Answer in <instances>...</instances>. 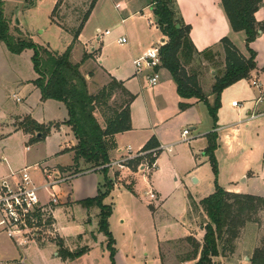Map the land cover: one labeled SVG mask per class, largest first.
I'll list each match as a JSON object with an SVG mask.
<instances>
[{
    "label": "crops",
    "instance_id": "crops-1",
    "mask_svg": "<svg viewBox=\"0 0 264 264\" xmlns=\"http://www.w3.org/2000/svg\"><path fill=\"white\" fill-rule=\"evenodd\" d=\"M6 1L7 0L3 1V13L6 20L11 21V24H9V32L13 35L17 34L18 36L19 32L25 35L28 34L22 27L23 25H21L20 21H18V18L24 12L33 10L35 7H38V5H34L32 1L29 5L23 4L19 8L17 6L6 11ZM35 1L39 2V0ZM51 1L54 9V6L59 0ZM136 2V9L132 13L129 11V16L126 19L138 18L142 20L144 26L141 28L146 34L143 36L139 35V37L137 36L134 39L136 33H131L126 30L131 33L133 37L130 44H128V42L124 43L128 44L125 56L114 55V51L109 50L108 45H104V42L102 43L103 39L101 36H103V34L100 33L98 28L94 30L96 34H94V32L92 34L94 41H97L95 46H98V48L91 45L93 37H89L87 40L82 38L84 30L95 13L98 4L97 0L76 42L72 45L71 61L74 64H81L82 60H79L80 50L88 48L92 54L91 57H88V60L93 64L95 63L98 67V72L100 74L97 72L95 76L98 77L99 81L105 83L108 80L111 81L114 79L121 83L128 93L134 96L130 104L131 130L106 138L109 157L108 164L116 163L126 157L128 155L126 152L128 149H130L132 154L144 151V146L151 139H153L152 149L159 148L160 150L154 159V167L151 169H147L146 166L143 165V163L145 164L148 162L145 156V159L136 158L127 162L131 163L130 166L124 163V167L121 169L116 166H104L95 170L91 169L86 171H101L102 168H105L107 171V179L111 181L112 188L118 191L126 190L134 194L133 189L137 186V183L142 182V184H145L148 189H145L143 192V200L145 202V207L149 211L151 227L156 232L157 254H155L154 261L156 264H194L196 260L186 261L188 256L187 253V255H178L174 250L177 246L181 245L180 242L184 243L189 248V244L185 241L188 237L195 239L199 244L202 243L204 230L202 224L198 222L196 214L202 213V218L205 220L206 216L201 210H197V208L195 211H192L190 202L193 201L195 205H198L199 202L206 197H193L187 192V185L184 184L183 187L180 185L177 189L180 191V197L173 205H169L167 204V199L169 198L159 193L158 190H155L152 186H156L154 174L160 177L166 171L167 164L165 168L159 167L161 153L166 151L170 152L172 147L188 143L187 141H189L188 144L190 145L188 161L189 165L191 164L190 167L193 169L189 174L196 173L200 167L206 165V163L208 164V157L204 153L208 145L207 137L210 134H215L216 149L214 151V157L218 165V178L220 179L219 187L228 193L250 195L264 199V31L259 32L258 37L249 45L250 49L255 53L256 69L252 71L247 78L236 82L222 91L220 95V108L217 112V121L214 124L208 113L207 105L204 102H199L194 99L182 100L177 95L176 85L168 71L165 69H154L153 71L143 69L140 72H136L134 67L135 60L143 56L150 48L154 46L160 47L167 42V38L163 36L158 29L156 19L153 15L154 7L151 1L136 0ZM60 8H62V6L59 7V9ZM174 9L176 15L183 23L190 27L189 38L195 50L198 53L206 50H212L213 52V59L209 61L196 59L199 65H211L220 55L224 66V53L220 43L223 38H227L244 57H248L245 35L243 32L232 31L220 0H174ZM52 11L49 16L50 24L68 34L71 37V43L69 44L71 45V33L64 30L62 26H60L61 23L51 16ZM116 12L118 13L117 10ZM254 17L258 23L264 26V0ZM126 19L121 18L120 22L123 23ZM131 30L134 31L133 29ZM97 34L100 35L99 38ZM122 38L123 37H118L115 41L119 47L124 45L119 42ZM44 47L53 51L49 46ZM192 64L189 65V67H192ZM80 70H82V64ZM155 72L159 75V82L153 87L149 85L148 78ZM217 72L218 69L216 68L209 71V84L205 87L202 85L205 76L201 74L198 75L199 86L202 92L207 96V102L210 105L213 102L211 88L215 82V75ZM253 82H255L256 85H253ZM159 84L161 85L159 86ZM33 88L38 92L40 98L39 90L34 85ZM149 89H153L151 94H148ZM181 102L187 103L188 106L181 110L179 108ZM16 103H21V100ZM251 115H255V117L250 119L249 117ZM25 117H30L40 125H51L55 130H63L62 123H44L40 119H34L30 113H26ZM14 119L20 121L21 118L15 116ZM9 120H13V118L0 119V121L6 123H8ZM7 127L4 125L3 128L9 131ZM69 129L71 130L70 127ZM185 129H188L189 133L187 136L183 137L182 132ZM10 130H12V133L21 132V130ZM8 135L9 134H5L0 137V139ZM185 139H187V141H183ZM76 143L77 141L74 138L73 141L66 143L65 146L61 148L60 153H69L73 156V152L70 151V149L73 148ZM26 148H28V150ZM25 151H30V148L26 146ZM2 159L5 160V158ZM2 159L1 162L5 168L0 172V176L7 174L9 168L20 169L12 168L8 162H4ZM139 160H141L142 163ZM34 165H36V163L23 167H32ZM72 165L73 163L66 166H57L56 169L62 170L64 168L63 170H65V168H69ZM135 165L138 166L135 167ZM48 168L50 167L48 166ZM167 171L173 173L169 168ZM31 176L37 184L41 185L43 183L39 171H31ZM196 178H191L194 184L200 181L197 173ZM64 185L69 184L64 183L57 187L61 188ZM149 191L154 194V199L149 198L147 194ZM214 191L211 194H213ZM56 194L59 199V204L54 207L52 225L54 232L59 236L58 241H60L59 243L62 245V248L70 253L81 250H84L85 253L74 260H63L58 256V248L52 242L45 245H30L32 249H26L24 252L13 246L20 251V256L15 260L1 264H20L23 253L26 257V264H43L39 256L44 253L55 257V259L58 260L56 264H79L80 261H83L85 257L88 256L90 245H93L96 241L97 215L99 211L94 209L93 206H90L91 208L87 207L86 219L83 223H78L76 222L74 212L76 207H78V203L81 204V201L85 200L73 199L70 192H68L67 195L62 192ZM106 205L109 206L110 203L107 202ZM234 252L235 251L231 254L227 253L225 257H217L213 260L216 263L236 264L235 262L239 261L237 258L235 259ZM244 264H249V262L247 261Z\"/></svg>",
    "mask_w": 264,
    "mask_h": 264
},
{
    "label": "rangeland",
    "instance_id": "rangeland-1",
    "mask_svg": "<svg viewBox=\"0 0 264 264\" xmlns=\"http://www.w3.org/2000/svg\"><path fill=\"white\" fill-rule=\"evenodd\" d=\"M32 1L38 7L24 12L18 18L24 30L28 33L26 34L27 36L22 32L18 33L19 36L9 33L15 38L29 39L36 46H49L53 51L63 53L71 43V37L61 29L50 24L49 16L53 9L51 0H39V2L35 0H7L5 2V10L8 11V9L17 6L19 8L23 4L29 5ZM90 2L91 0H60L53 17L61 23L60 26L64 30L72 33L79 26L81 19L89 8ZM136 5V0H98L95 13L84 30L82 38L87 40L89 37H93V32L96 34L94 31L95 28H98L100 33L103 34L101 36L103 39L102 43L104 42V45L107 44L109 50L114 51V55L125 56L128 44L131 43L133 37L131 33H136L134 39L137 36L139 37V35L143 36L146 34L141 28L144 26L142 20L138 18L126 19L129 16V11L131 13L134 12L137 7ZM61 6L62 8L59 9ZM153 7L155 6L153 5ZM121 18L126 20L122 23L120 22ZM9 24H11V21H8ZM104 31H108V35H104ZM118 37H123L128 44L119 47L115 43ZM92 39L91 45L95 46L97 41H94V37ZM95 47L98 48V46ZM80 51V61L86 56H92L88 48ZM33 54L32 49H25L19 54H12L3 43H0V119L13 118V120L8 121L10 127L8 123L0 121V137L9 134L7 137L0 139V172L5 168L1 162L2 158H5L2 161L8 162L12 168H21L36 163L42 167L49 166L50 168L56 169L57 166H66L73 163V156L71 154L60 153L61 148L74 139L72 131L64 124L67 120V110L62 103L57 101L42 102L40 100L38 92L33 88V81L37 76L32 63ZM81 64L82 70L80 72L85 77L87 89L90 94H97L100 90L108 86L110 80L105 83L100 82L98 77L95 76L98 72V67L95 63L93 64L88 58H85L84 61H81ZM192 65V67L186 68L187 71L189 72L190 69H193L198 75H204L205 79L202 82L204 87L209 84L208 78L210 77L209 71L211 69H218L215 77L219 76L224 70L220 55L211 65H199V62H196V60ZM98 74L100 73L98 72ZM152 91L153 89H149L148 94H151ZM13 95L18 97L21 103H16L12 97ZM126 100L127 98L122 91L118 88L115 89L111 96L103 102L105 104H100L95 110L94 114L98 123L103 126L104 120L112 115L114 109H119L123 101ZM26 113H30L34 119H40L44 123H62L63 130H55L51 125H46V127H50V130L42 139H36L34 134H24L20 129L19 123L23 121ZM15 116L20 117V121L14 119ZM4 125L6 127L8 126L9 131L3 128ZM10 129H15L16 131L21 130V132L12 133ZM187 142L189 143V141ZM188 143L172 147L170 152L166 151L161 153L159 167L165 168L167 164L166 171L160 177L154 174L156 186H152L159 193L169 198L167 199V204L169 205H173L180 197V191L177 190L180 185L183 187L186 184L188 188L187 192L193 197H208L215 190L216 185L220 186L218 165L217 175L215 176L209 161L208 164L206 163V165L196 171L200 181L196 184L193 183L194 181H191V178H196V173L189 174L193 169L190 167L191 164L189 165L188 161V152L190 151V145ZM26 146L30 148V151H25ZM126 152L128 153V151ZM158 152L156 151L155 154L150 153L145 155L148 162L143 163V165L146 168H153L154 160L152 159H155ZM145 156L144 158H140L145 159ZM139 161L142 163L141 160ZM125 164L129 165L127 162ZM137 166L135 165V167ZM168 168L173 173L167 171ZM69 169L70 167L65 168L66 171H70ZM68 184L61 188L55 187L54 192H62L65 195L70 192L71 197L75 200L93 199L97 196L98 192L104 191V174L102 171L80 172ZM145 189H148V187L142 184V182L137 183V186L134 187V194L131 191H118L115 188L110 189L108 195L103 199V205L109 202V206L111 207V215L107 222L108 230L113 239L112 247L114 253L111 254L108 249L107 238L98 230L97 222L96 241L93 245H90L88 256L83 261H80L79 264H156L154 261L155 254H157L156 232L151 227L149 211L145 207L143 200V192ZM93 207L99 211L97 206L94 205ZM88 208L91 207L89 206ZM86 209L87 207L78 203V207H76L74 212L76 222H84L87 215ZM196 216L198 222L201 224H203L202 222H206L202 218V213H198ZM48 229V233L41 238L42 240L40 239V242L38 241L37 245H45L52 242L59 248L58 245H61L59 243L60 241H58L59 236L54 232L53 225H49ZM263 238L264 208H261L251 216V221L246 223L240 230V235L233 244L235 259L237 258L239 261L235 263L244 264L247 262L246 257L248 258L254 249L262 246ZM180 244L174 250L175 253H178V255L189 254L190 248L184 243L180 242ZM13 246L5 236L0 235V264L15 260L20 256V251ZM26 249L32 248L29 246ZM39 257H41L43 264H56L58 261L55 257L46 255L45 253ZM216 264L223 263L217 262Z\"/></svg>",
    "mask_w": 264,
    "mask_h": 264
},
{
    "label": "trees",
    "instance_id": "trees-1",
    "mask_svg": "<svg viewBox=\"0 0 264 264\" xmlns=\"http://www.w3.org/2000/svg\"><path fill=\"white\" fill-rule=\"evenodd\" d=\"M3 1L0 0V43H3L12 54H19L25 49L33 50L32 63L36 79L33 85L40 92L41 101L54 100L62 103L68 118L65 125L71 128L76 139V145L70 149L73 152V165L70 172L73 174L86 170L104 167L109 163L106 138L115 134L131 130L130 104L134 96L127 92L121 83L112 79L106 88L97 94H90L87 89L84 75L80 72V63H72L71 50L79 33L88 19L97 0H91L89 8L77 29L71 33L72 44L62 54H57L47 47L36 46L29 39L15 38L9 33L8 21L3 13ZM155 7L153 15L159 31L167 38V42L158 48L160 65L155 68L165 69L170 74L176 85L177 95L182 100H197L207 105L208 113L214 124L217 121V112L220 108V95L222 91L236 82L247 78L256 69L255 53L249 45L258 37L259 32L264 31V26L255 20V13L261 7L263 0H220L221 6L234 32H243L248 57H244L227 39L220 43L224 53V70L215 77L211 88L213 102H207V96L202 92L198 83V73L189 67L196 59H213L212 50L198 53L190 38V27L176 15L174 0H150ZM60 0L54 6L52 17L58 8ZM178 26V28H176ZM88 58H83L82 61ZM120 89L127 98L114 109L112 115L100 125L95 117V110L105 102L115 89ZM188 106L181 102L182 110ZM24 133L34 134L36 139H42L50 130V127L40 125L30 117H25L19 123ZM39 135V136H38ZM208 145L204 153L214 175H217V163L214 157L216 149V135L207 137ZM153 139L143 148L144 151L152 149ZM154 160V159H152ZM129 166L131 163H128ZM104 174V191L98 192L93 199L81 201L85 207L97 206L99 208L98 230L107 238V247L111 254L114 253L113 239L108 230V218L111 215V207L103 205V199L112 188V183L107 179V171L102 168ZM200 209H199V207ZM192 211L201 210L206 216V222H202L204 235L202 243L188 237L185 241L189 244L190 252L186 261H194V264H216L214 258L225 257L234 250V242L240 235V230L251 221V216L259 209L264 208V199L250 196L228 193L216 185L215 192L202 199L198 205L190 202ZM58 256L63 259L74 260L81 257L85 251L70 253L58 245ZM249 264H264V238L262 246L253 250L248 256Z\"/></svg>",
    "mask_w": 264,
    "mask_h": 264
},
{
    "label": "built area",
    "instance_id": "built-area-1",
    "mask_svg": "<svg viewBox=\"0 0 264 264\" xmlns=\"http://www.w3.org/2000/svg\"><path fill=\"white\" fill-rule=\"evenodd\" d=\"M108 33V31H105L104 35H108ZM99 36L97 34L98 38ZM119 42L124 44L126 40L122 38ZM158 48H150L143 56L134 61L136 72H140L143 69L153 71L160 65ZM158 79V73H153L148 78L149 85L156 86ZM253 85H256V83L253 82ZM13 98L16 102L20 101L15 96ZM254 117L255 115H251L249 118L253 119ZM188 133V129H185L182 132V136H187ZM183 141H187V139ZM26 149L28 150V148ZM159 150L158 148L148 152L139 151L132 154L130 149H128L126 157L116 163H110L105 166H116L121 169L124 167V163L128 161L144 157L150 153L155 154ZM147 169L149 168L147 167ZM31 171H39L43 180L41 185L34 181ZM79 173L73 174L60 169L42 167L38 164L20 169L9 168L7 174L0 176V235L5 236L22 252L30 245H37L38 241L40 242L41 238L48 233V227L52 224L51 219L53 218L54 207L59 204L54 188L68 183ZM147 194L150 199L155 198L150 191ZM25 261L26 257L23 253L20 264H25Z\"/></svg>",
    "mask_w": 264,
    "mask_h": 264
},
{
    "label": "water",
    "instance_id": "water-1",
    "mask_svg": "<svg viewBox=\"0 0 264 264\" xmlns=\"http://www.w3.org/2000/svg\"><path fill=\"white\" fill-rule=\"evenodd\" d=\"M176 28H178V26H176ZM39 136V135H38ZM246 260H248L247 258H246Z\"/></svg>",
    "mask_w": 264,
    "mask_h": 264
}]
</instances>
